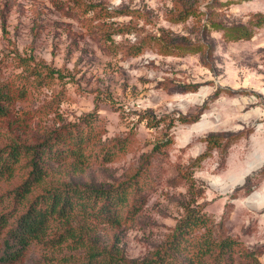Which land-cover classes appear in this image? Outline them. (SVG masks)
<instances>
[{
    "label": "rangeland",
    "instance_id": "1",
    "mask_svg": "<svg viewBox=\"0 0 264 264\" xmlns=\"http://www.w3.org/2000/svg\"><path fill=\"white\" fill-rule=\"evenodd\" d=\"M0 81L16 96L0 149L84 138L81 162L46 159L22 204L25 160L0 179V214L45 188L130 183L132 219H75L97 246L116 236L127 259L151 256L195 208L214 240L238 242L231 264H264V0H0ZM80 251L33 246L17 264H82Z\"/></svg>",
    "mask_w": 264,
    "mask_h": 264
},
{
    "label": "trees",
    "instance_id": "2",
    "mask_svg": "<svg viewBox=\"0 0 264 264\" xmlns=\"http://www.w3.org/2000/svg\"><path fill=\"white\" fill-rule=\"evenodd\" d=\"M241 33L245 34L244 31ZM213 95L216 97L218 91ZM15 97L10 85L0 81V119L8 115ZM177 120L184 123L187 118L180 116ZM72 133L67 132L68 139L62 144L61 151L56 146L59 140L54 138L51 142L0 149V179L12 177L22 160L30 168L26 178L10 190L15 203H24L33 189L43 183L46 159L58 160L72 155L81 162L84 138ZM133 193L130 183L107 189L69 185L43 189L19 213L13 210L0 214V264L19 263L33 246L45 250L62 246L82 250V257L77 259H82V264H231L230 254L238 242L227 237L214 240L208 218L199 209H186L165 242L151 256L141 259H127L116 236L108 246H97L96 240L86 235L83 226L73 224L79 217L85 222L90 220L118 227L122 220L132 219L143 205L140 197L129 201ZM3 196L0 195V203ZM53 222L65 227L52 232ZM199 231L202 233L197 234Z\"/></svg>",
    "mask_w": 264,
    "mask_h": 264
}]
</instances>
